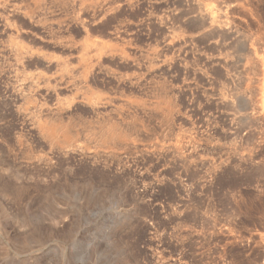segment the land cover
<instances>
[{"label":"rangeland","instance_id":"rangeland-1","mask_svg":"<svg viewBox=\"0 0 264 264\" xmlns=\"http://www.w3.org/2000/svg\"><path fill=\"white\" fill-rule=\"evenodd\" d=\"M90 1L9 0L23 41H70L41 67L15 60L0 9V264H264V0H114L89 19Z\"/></svg>","mask_w":264,"mask_h":264},{"label":"bare ground","instance_id":"bare-ground-1","mask_svg":"<svg viewBox=\"0 0 264 264\" xmlns=\"http://www.w3.org/2000/svg\"><path fill=\"white\" fill-rule=\"evenodd\" d=\"M48 1L49 0H34V2H36V3H38V4H40V5H42V4H48ZM51 1V0H50ZM66 1H68V0H66ZM191 1V0H190ZM237 1H239V0H220L219 2L221 3V4H226V3H228V4H230V2H233V3H238ZM56 2V1H55ZM154 2V1H153ZM172 2H173V0H172ZM213 2V1H212ZM256 2V1H255ZM52 3V2H51ZM65 3V2H64ZM114 0H91L90 1V5L92 4V7L91 8H93V7H95V5H99L100 4V6H98L97 8L95 7V8H93V9H91L90 11H91V17L89 18V16H87V17H85L84 16V14H82V13H77L76 15H74V18L72 19L74 22V24H77L78 25V27H80L81 28V30L84 32V33H88L89 31H90V33H91V25H90V23H89V19H92V18H94V17H97L98 15V17L100 18H102V17H105L107 14H109V12H111V11H113V10H115V7L118 5H114ZM119 3V2H118ZM168 3H170L169 1H168ZM181 3V2H180ZM189 3V2H188ZM241 3V2H240ZM248 3H249V1L248 0H242V4H246V5H248ZM259 3V2H258ZM9 0H2L1 2H0V9H2L3 10V12L5 13V26L7 27V30H8V33H9V31H10V33H9V35L11 36V39H10V43L9 42H7V43H9L10 45V47H7V48H10V50H11V48H12V50H11V52L13 51V53H14V56H15V60H18V62H21V63H25V65L27 64V65H31V64H35V65H38V66H42V65H45V64H50V59L52 58V55L49 53L50 51H53V50H55V49H59V51L61 50V51H65V50H68V49H70V41H69V43L68 42H63V41H58V42H50V43H48V44H45L44 46L43 45H41V46H38V43L37 42H28V43H26L25 42V40L23 41V39H21L22 38V31H21V28H19V27H17L16 25H15V16H16V14L14 13V11H12V9H9ZM50 4V3H49ZM55 4V3H54ZM82 4V3H81ZM163 4V3H162ZM178 4V3H177ZM215 4V3H214ZM217 4H219L218 2H217ZM216 4V5H217ZM220 4V5H221ZM232 4V3H231ZM262 4H263V1H262ZM13 5V4H12ZM52 5V4H51ZM170 5H171V3H170ZM174 5V4H173ZM179 5V4H178ZM185 5V4H184ZM252 5H255V4H252ZM50 6V5H49ZM86 6V5H85ZM162 6V5H161ZM235 6V5H234ZM259 6H261L260 5V3H259ZM10 7H11V5H10ZM217 7V6H216ZM220 7V6H219ZM218 7V8H219ZM229 7H231V6H229ZM47 8V7H46ZM62 8V7H61ZM60 8V9H61ZM89 8V7H88ZM164 8V7H163ZM194 8V7H193ZM220 8H222V7H220ZM224 8V7H223ZM263 8V7H262ZM19 9V8H18ZM79 9V8H78ZM103 9V10H102ZM147 9V8H146ZM158 9V8H157ZM15 10V9H14ZM21 10V9H20ZM45 10V9H44ZM102 10V12H100ZM119 10V9H118ZM128 10V9H127ZM160 10V9H159ZM18 11V10H17ZM78 11V10H77ZM216 11V10H215ZM219 11H220V9H219ZM52 12V11H51ZM66 12V11H65ZM180 12V11H179ZM90 13V12H89ZM214 13H216V12H214ZM44 14H45V12H44ZM112 14V13H111ZM177 14H178V11H177ZM222 14V13H221ZM4 15V14H3ZM21 15H22V17L23 18H26L27 19V21L28 22H31L32 20H33V11L32 10H28L27 9V11H23V12H21ZM110 15V14H109ZM127 15V14H126ZM139 15V14H138ZM176 15V14H175ZM45 16V15H44ZM216 16V15H215ZM220 16V15H219ZM223 16H224V14H223ZM2 17H4V16H2ZM40 17V16H39ZM46 17V16H45ZM55 17V16H54ZM172 17H173V15H170V14H167V15H165L164 16V18L162 17V19L160 18V22L162 23H164L165 24V30H166V35H165V41H166V44L167 45H169L170 44V42L172 41L173 42V40H174V37H175V33L176 32H178V26L176 27V28H174L171 24H170V20L172 19ZM179 17V16H178ZM217 17H218V14H217ZM222 17V16H221ZM221 17H219V19H221ZM42 18V17H41ZM44 18V17H43ZM42 18V19H43ZM89 18V19H88ZM174 18H175V16H174ZM244 18V17H243ZM262 18V17H261ZM4 19V18H3ZM41 19V20H42ZM54 19V18H53ZM178 19V18H177ZM194 19V18H193ZM207 17H203V16H200L198 19H196L195 21L197 22V24L198 25H200V28H205V27H207V29H209L208 31L209 32H212V33H218V34H220L221 36H226L227 35V31H228V23H227V21H226V23L224 24V23H222L220 20H214V19H209V21L207 22ZM38 20V19H37ZM45 20V19H44ZM43 21V20H42ZM93 21V20H92ZM151 21V20H150ZM177 21V20H176ZM113 22V21H112ZM3 23V22H2ZM92 23V22H91ZM116 23V22H115ZM118 23V22H117ZM120 23V22H119ZM35 24V23H34ZM39 24V23H38ZM62 24V23H61ZM104 24V23H103ZM163 24V25H164ZM167 24L168 25H170V26H167ZM55 25V24H54ZM62 26V25H61ZM60 26V27H61ZM153 26V25H152ZM181 26V25H180ZM232 26V25H231ZM230 26V27H231ZM49 27V26H48ZM73 27V26H72ZM77 27V28H78ZM37 28V27H36ZM6 29V28H5ZM121 29V28H120ZM22 30L24 31V29L22 28ZM75 30H77V29H75ZM93 31V30H92ZM138 31V30H137ZM231 31V30H230ZM25 32V31H24ZM23 32V33H24ZM27 32H29V31H27ZM26 32V33H27ZM90 33H88V34H90ZM162 34V33H161ZM141 35V34H140ZM219 35V36H220ZM36 36V35H35ZM45 36V35H44ZM81 36V35H80ZM116 36V35H115ZM233 36V35H232ZM86 37V36H85ZM118 37V36H117ZM117 37H116V39H117ZM161 37V36H160ZM159 37V38H160ZM119 38L120 37H118V40H119ZM3 39V38H2ZM39 39V38H38ZM42 39V38H41ZM50 39V38H49ZM86 39V38H85ZM115 39V40H116ZM238 39V38H237ZM32 40V39H31ZM30 40V41H31ZM150 40V39H149ZM222 40V39H221ZM220 40V41H221ZM95 41V40H94ZM94 41H92L93 43H95ZM117 41V40H116ZM168 41V42H167ZM25 42V43H24ZM98 42V41H97ZM107 42V41H106ZM110 42V41H109ZM118 42V41H117ZM158 42V41H157ZM192 42V41H191ZM204 42V41H203ZM202 42V43H203ZM218 42V41H217ZM7 43H5V44H7ZM122 43H123V41H122ZM177 43V42H176ZM199 43V42H198ZM173 44V43H172ZM86 45V44H85ZM90 45V44H89ZM167 45H165V46H167ZM236 45V44H235ZM87 46V45H86ZM93 46H96V48H95V51L94 52H96V53H94L95 55H98V59H100L101 58V55H102V53H103V56L104 55H106V54H112V55H115V54H117V55H121L123 52L119 49H116V47L115 48H113V47H108V46H106V45H102V44H97V45H93ZM120 46V45H119ZM156 46V45H155ZM237 46V45H236ZM47 47H50L51 48V50L48 52V49L46 50V48ZM122 47V46H121ZM168 48V47H167ZM215 48V47H214ZM228 48V47H227ZM4 49V48H3ZM53 49V50H52ZM76 50V49H75ZM90 50V49H89ZM220 50V49H219ZM60 51V52H61ZM124 51V50H123ZM172 51V50H171ZM54 52V51H53ZM174 52V51H173ZM209 52V51H208ZM12 53V54H13ZM156 53V52H155ZM190 53V52H189ZM75 54V53H74ZM177 54V53H176ZM53 55H55L54 53H53ZM84 55V54H83ZM159 56V55H158ZM13 57V56H12ZM93 57H95V56H93ZM179 57V56H178ZM61 58V57H60ZM97 58V57H96ZM79 59V58H78ZM189 59V58H188ZM253 59V58H252ZM178 60V59H177ZM180 61V60H179ZM6 62V61H5ZM222 62V61H221ZM17 63V62H16ZM150 63V62H149ZM161 63V62H160ZM168 63V62H167ZM224 63V62H223ZM256 63V62H255ZM15 64V63H14ZM64 64V63H63ZM63 64H61V65H63ZM90 64V63H89ZM26 65V66H27ZM254 65V64H253ZM40 66V67H41ZM47 66V65H46ZM69 66V65H68ZM39 67V68H40ZM45 67V66H44ZM66 67V65L64 64L63 66H62V69L61 70H64V71H66L67 69L65 68ZM91 67V66H90ZM256 67H257V64H256ZM36 68V67H35ZM80 68V67H79ZM163 68V67H162ZM161 68V69H162ZM252 68V67H251ZM42 69V68H41ZM48 69V68H47ZM80 69H82V68H80ZM180 69V68H179ZM214 69V68H213ZM72 70V69H71ZM157 70V69H156ZM24 71V70H23ZM246 71V70H245ZM259 71H261V70H259ZM46 72V71H45ZM57 72V71H56ZM255 72V71H254ZM253 72V73H254ZM69 73H71V72H69ZM256 73V72H255ZM62 74H63V72H62ZM65 74H67V73H65L64 72V75ZM94 74V73H93ZM252 74V73H251ZM39 75V74H38ZM69 75V74H68ZM32 76V75H31ZM59 77V76H58ZM171 77V76H170ZM263 77V76H262ZM253 78V77H252ZM1 79V78H0ZM35 79H36V77H35ZM75 79H77V78H75ZM162 79V78H161ZM24 80V79H23ZM26 80V79H25ZM65 80V79H64ZM164 80V79H163ZM172 80V79H171ZM28 80H26V82H27ZM32 81V80H31ZM67 81V80H66ZM139 82V81H138ZM259 83V82H258ZM257 83V84H258ZM31 84V83H30ZM47 84V83H46ZM45 84V85H46ZM36 86H39V85H36ZM75 86V85H74ZM49 87V86H48ZM81 87V86H80ZM83 87V86H82ZM263 87H264V83H263ZM59 88V87H58ZM5 89V88H4ZM30 89V88H29ZM254 89V88H253ZM32 90V89H31ZM53 90V89H52ZM68 90V89H67ZM158 90V89H157ZM37 91V90H36ZM55 91V90H54ZM61 91V90H60ZM258 91V90H257ZM87 92V91H86ZM25 94H26V92H24ZM255 93V92H254ZM29 94V93H28ZM44 94V93H43ZM51 94V93H50ZM98 94V93H97ZM7 95V94H6ZM12 95V94H11ZM22 95V94H21ZM45 95V94H44ZM260 95V94H259ZM15 96V95H14ZM253 96V95H252ZM70 97V96H69ZM100 97V95L98 96V98ZM255 97H256V93H255ZM59 98V97H58ZM6 99V98H5ZM57 100V99H56ZM72 100H73V98H72ZM167 100V99H166ZM175 101V100H174ZM173 100H171L170 98L168 99V106H167V109H166V111L164 112L165 113V118H166V120L169 122V123H172V121H173V117L175 116L174 115V113H173V111H174V107H176L175 106V104H176V102H174ZM187 101V100H186ZM237 101V100H236ZM66 102V101H65ZM69 102V101H68ZM85 102V101H84ZM84 102H82V103H84ZM184 102V101H183ZM12 103V102H11ZM59 103V102H58ZM150 104V103H149ZM152 104V103H151ZM154 104V103H153ZM69 105V104H68ZM167 105V104H166ZM218 105V104H217ZM252 105V104H251ZM7 106V105H6ZM13 107H15V106H13ZM17 107V106H16ZM27 107V106H26ZM59 107V106H58ZM80 107V106H79ZM256 107V106H255ZM10 108V107H9ZM39 108V107H38ZM50 108V107H49ZM66 108V107H65ZM64 108V109H65ZM73 108V107H72ZM258 108V107H257ZM22 109V108H21ZM61 109V108H60ZM51 110V109H50ZM73 110V109H72ZM120 110V109H119ZM122 110V109H121ZM252 110V109H251ZM9 111V110H8ZM35 111V110H34ZM176 111V110H175ZM222 111V110H221ZM51 112V111H50ZM112 112V111H111ZM141 112V111H140ZM153 112V111H152ZM176 113V112H175ZM81 114V113H80ZM154 114V113H153ZM264 114V113H263ZM13 116V115H12ZM159 116V115H158ZM179 116V115H178ZM210 116V115H209ZM263 116V115H262ZM45 118V117H44ZM43 118V119H44ZM68 118V117H67ZM157 118V117H156ZM11 119V118H10ZM65 119V118H64ZM118 119V118H117ZM46 120V119H45ZM81 122V121H80ZM85 122V121H84ZM238 122V121H237ZM115 123H116V121H115ZM120 123V122H119ZM87 126V125H86ZM134 126H135V124H134ZM254 126V125H253ZM37 129V128H36ZM81 129V128H80ZM58 130H59V128H58ZM60 131V130H59ZM79 131V130H78ZM110 131V130H109ZM107 132V131H106ZM121 132V131H120ZM102 133V132H101ZM108 133V132H107ZM125 133V132H124ZM237 133V132H236ZM38 134H40L41 135V138H43V139H46V140H48L49 142H50V145H51V143L53 142V144L51 145V147L53 146H55V144H54V141H53V139L54 138H51L50 136H49V133H48V131L45 129V128H41L40 127V129H39V133ZM106 134V133H105ZM92 135V134H91ZM101 135V134H100ZM125 135V134H124ZM56 136V135H55ZM98 136V135H97ZM115 136V135H114ZM129 136V135H128ZM237 136V135H236ZM58 137V136H57ZM33 138V137H32ZM61 138V137H60ZM114 138V137H113ZM97 139V138H96ZM38 140V139H37ZM41 140V139H40ZM39 140V141H40ZM98 140V139H97ZM112 140V139H111ZM63 142V141H62ZM71 142V141H70ZM65 144V143H64ZM65 146H68V145H65ZM72 146V145H71ZM70 146V147H71ZM69 147V148H70ZM76 147H78V146H76ZM79 148V147H78ZM53 149V148H52ZM65 149V148H64ZM68 149V148H67ZM69 150V149H68ZM78 150V149H77ZM75 153V152H74ZM88 153V152H87ZM29 155V154H28ZM76 159H77V157H76ZM93 160V159H92ZM100 164V163H99ZM69 168V167H68ZM92 169V168H91ZM96 172V171H95ZM59 193H61V192H59ZM64 194V193H63ZM79 198V197H78Z\"/></svg>","mask_w":264,"mask_h":264}]
</instances>
